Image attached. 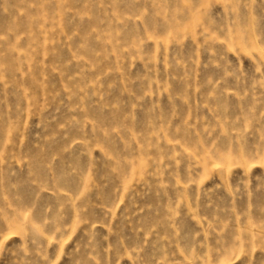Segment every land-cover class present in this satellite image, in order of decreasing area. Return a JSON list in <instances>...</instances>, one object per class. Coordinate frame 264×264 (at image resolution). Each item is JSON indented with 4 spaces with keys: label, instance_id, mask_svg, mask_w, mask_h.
<instances>
[{
    "label": "rangeland",
    "instance_id": "obj_1",
    "mask_svg": "<svg viewBox=\"0 0 264 264\" xmlns=\"http://www.w3.org/2000/svg\"><path fill=\"white\" fill-rule=\"evenodd\" d=\"M0 264H264V0H0Z\"/></svg>",
    "mask_w": 264,
    "mask_h": 264
}]
</instances>
